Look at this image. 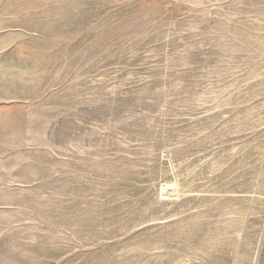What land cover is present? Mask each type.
Masks as SVG:
<instances>
[{"label":"rangeland","instance_id":"1","mask_svg":"<svg viewBox=\"0 0 264 264\" xmlns=\"http://www.w3.org/2000/svg\"><path fill=\"white\" fill-rule=\"evenodd\" d=\"M0 264H264V0H0Z\"/></svg>","mask_w":264,"mask_h":264}]
</instances>
